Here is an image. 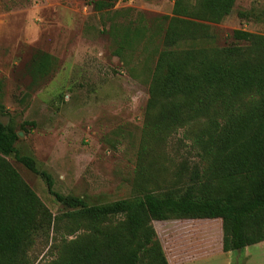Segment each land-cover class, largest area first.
Instances as JSON below:
<instances>
[{"label":"trees","instance_id":"obj_1","mask_svg":"<svg viewBox=\"0 0 264 264\" xmlns=\"http://www.w3.org/2000/svg\"><path fill=\"white\" fill-rule=\"evenodd\" d=\"M115 1L94 0L93 8L106 10ZM234 3L174 0L172 14L159 16L153 29L116 22L108 28L116 54L124 57L147 30L156 54L131 197L89 204L54 191L50 174L33 156L17 152L18 133L0 121V264H34L29 250L36 238L60 222L66 236L41 264H169L152 222L170 218H219L224 252L264 240V35L234 29L238 44L216 46L209 31ZM53 61L37 52L31 74L45 76ZM178 129L191 141L196 161L146 164L149 155H165L162 142ZM10 155L44 179L67 209L60 217L7 160Z\"/></svg>","mask_w":264,"mask_h":264},{"label":"rangeland","instance_id":"obj_2","mask_svg":"<svg viewBox=\"0 0 264 264\" xmlns=\"http://www.w3.org/2000/svg\"><path fill=\"white\" fill-rule=\"evenodd\" d=\"M93 1L0 0V121L18 133L17 152L33 156L50 174L54 191L89 204L137 193L148 69L156 60L148 30L124 57L115 53L107 30L114 22L152 28L159 16L172 14L174 2L117 0L97 11ZM234 29L264 35V0H235L226 17L210 23L214 45L238 44L231 36ZM37 52L54 60L40 78L29 69ZM162 146L165 155H149L146 164L154 160L155 168L196 161L184 129L172 132ZM6 158L53 215L60 217L67 210L48 192L41 176L14 155ZM152 223L169 264H245L243 251L251 257L264 252L259 246L224 252L220 219ZM62 227L60 222L48 235L36 238L29 250L34 264L53 258V245L66 236Z\"/></svg>","mask_w":264,"mask_h":264},{"label":"crops","instance_id":"obj_3","mask_svg":"<svg viewBox=\"0 0 264 264\" xmlns=\"http://www.w3.org/2000/svg\"><path fill=\"white\" fill-rule=\"evenodd\" d=\"M212 219H219V218H212ZM221 241H222V237H221ZM250 246H259L260 248H264V240L260 241L258 243H255L253 245ZM250 246H246L244 249L242 250H246L247 248H249ZM222 249V248H221ZM230 252V251H228ZM241 254V253H239ZM243 256V257H242ZM250 252L249 251H243V253L241 254V261H244L245 264H264L261 260L264 259V252L261 253H255L253 254V256L250 258ZM252 262V263H251ZM231 263V262H230Z\"/></svg>","mask_w":264,"mask_h":264}]
</instances>
